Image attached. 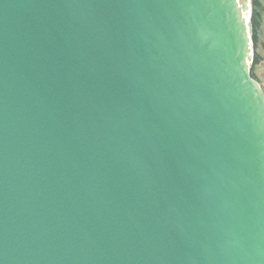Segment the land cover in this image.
<instances>
[{
  "label": "water",
  "instance_id": "water-1",
  "mask_svg": "<svg viewBox=\"0 0 264 264\" xmlns=\"http://www.w3.org/2000/svg\"><path fill=\"white\" fill-rule=\"evenodd\" d=\"M249 10L0 0V264H264Z\"/></svg>",
  "mask_w": 264,
  "mask_h": 264
},
{
  "label": "rangeland",
  "instance_id": "rangeland-1",
  "mask_svg": "<svg viewBox=\"0 0 264 264\" xmlns=\"http://www.w3.org/2000/svg\"><path fill=\"white\" fill-rule=\"evenodd\" d=\"M240 3L248 2L250 6L249 10V26H250V34L252 38V50L251 55L252 59L250 62L251 71L253 68V73L256 81L260 84L262 89L264 90V0H239ZM254 10L257 11L258 15V23L256 26L258 43L255 45L253 41V14ZM256 55L257 58L256 59Z\"/></svg>",
  "mask_w": 264,
  "mask_h": 264
},
{
  "label": "trees",
  "instance_id": "trees-1",
  "mask_svg": "<svg viewBox=\"0 0 264 264\" xmlns=\"http://www.w3.org/2000/svg\"><path fill=\"white\" fill-rule=\"evenodd\" d=\"M252 18H253V25H254L253 26V34H252V37H253V41H254L255 45H257V43H258V36H257L256 26H257V23H258V15H257V11L256 10H254V14H253ZM256 59H258L257 58V55H256ZM251 75L255 79V76H254V73H253V68H252V71H251Z\"/></svg>",
  "mask_w": 264,
  "mask_h": 264
}]
</instances>
